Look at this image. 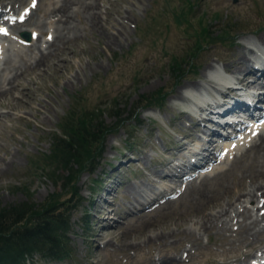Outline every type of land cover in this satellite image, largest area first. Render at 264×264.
I'll return each mask as SVG.
<instances>
[{
    "label": "rangeland",
    "instance_id": "1",
    "mask_svg": "<svg viewBox=\"0 0 264 264\" xmlns=\"http://www.w3.org/2000/svg\"><path fill=\"white\" fill-rule=\"evenodd\" d=\"M12 1V7L21 5L18 0ZM22 1L28 4V0ZM52 1L55 2L36 0L37 6L31 5L26 18L12 25L14 34L21 30L30 32L28 43L14 37L0 48V78L11 76L13 72L17 78L12 92L0 96V207L26 199L41 203L53 199L57 193L60 201L68 200L66 204L72 205L79 200L71 210L73 255L63 260L34 255L30 264H236L264 251V232L260 233L261 240L243 239L237 230L238 223L227 229L220 230L217 226L204 232L193 229L190 216L179 215L177 219V213L189 200L186 185L190 177L179 186L177 194L175 191L153 209L150 208L153 201L143 202L151 193L163 196L169 188L178 186V180H172L175 177L170 174L176 165L171 164L177 162L180 155L187 168L185 164L189 163L190 154L182 155L189 153L186 149L209 146L203 136L208 139L213 135L204 134L200 128L206 127L202 123L216 124L208 120L199 122L188 111V101L177 100L176 94L183 86L205 83L204 73L211 71L214 65H218L222 73L233 76L229 67L235 64L232 60L238 57L243 40H249L252 56L264 54V45L257 39L264 33V0H99L100 28L85 30L82 23L77 22V30L65 38L68 40L66 48L49 57L47 64L30 69L24 58L29 61L37 54L34 44L44 42L49 35L52 17L47 10ZM190 2L191 10L187 14ZM42 20L48 25L42 27L41 40L37 41L40 29L33 31L32 27ZM188 54L193 57L187 74L174 76L170 69L172 60H183ZM54 61L61 67L55 68L51 64ZM210 89L204 87L207 98L215 96ZM153 93L162 94L161 107L152 104L153 99L142 101L140 105L136 102L142 94L148 99ZM77 106L80 110L99 108L91 111L87 118H98V123L108 129L102 138L89 144L93 154L91 162L81 155L83 162L73 165L78 172L77 191L72 192L66 178L67 170H59L56 173L58 181L53 182L45 175L47 162L40 158L49 153L53 133H62L59 121ZM99 112L102 113L99 115ZM119 112V116L126 119L117 118ZM185 140L192 143H184ZM249 147L238 149L233 158L230 154L223 162L219 159L214 163L216 168L201 172L200 176L207 175L203 180L205 185L214 188L217 182L234 183L250 163L254 148ZM9 158L13 160L11 163ZM258 158L261 156L254 159ZM128 184H139L141 190L134 195ZM140 191L145 192L143 197ZM248 204L253 206L255 202ZM85 212L92 217L87 232L77 224ZM259 212H264V207ZM107 216L112 223L107 224L111 233L101 227L102 218ZM142 216L154 225L143 227ZM161 230L175 232L166 242L146 244L147 234ZM167 256H174V259L168 260Z\"/></svg>",
    "mask_w": 264,
    "mask_h": 264
},
{
    "label": "bare ground",
    "instance_id": "2",
    "mask_svg": "<svg viewBox=\"0 0 264 264\" xmlns=\"http://www.w3.org/2000/svg\"><path fill=\"white\" fill-rule=\"evenodd\" d=\"M14 1H16V0H14ZM21 1L22 0H18V3L21 4L20 6L24 5V4H22L23 1L22 2ZM30 1L31 0H28V4L30 3ZM38 2H39V0H38ZM99 3H100L99 0H55V2L52 1V5H51L52 7L50 6L49 7V10H47L48 13H49V15H51V17H52L51 19L49 18L50 19L49 25H48L47 22H44L42 20L41 22L34 23V27H32L33 28L32 29L33 31L35 29H40V30H38V31H40V35H38L37 38H36L37 41H40L41 40L40 38H41V34L43 32V28H42L43 26H46V27H47V25L49 26L48 27L49 29L47 31L49 33V35H47L46 38L43 39L44 42H40V43L38 42V44H34V45H37L38 53L37 54H33L32 53L33 55L31 56V58H30L29 61H28L27 58H24L25 65L28 66V67H30V69H34L35 70L36 68H40L42 64H47V61H48L49 57L55 55L59 50L66 48L67 43H68L67 42L68 40H66L65 38H67V34L72 33V32H75L77 30V28L79 27V25H78L77 22H79V21L82 23L81 26L85 30L86 29H90V30L93 29V30H95L97 28H100L99 25H100V18H101V8L99 6ZM8 4L10 6H14V2L12 0L8 1ZM20 6L18 5V7H20ZM24 6H22L21 8H23ZM52 22H57V24L54 25V23H52ZM19 26H21V25H19ZM46 27H44V28H46ZM53 28H55V29H53ZM17 30H20V28H18ZM63 31H65V33H63ZM51 32H52V36H51V39H49V36H50V33ZM35 35H33V36H35ZM257 39H259V41L264 45V33L263 34H259ZM2 42H3V40H2ZM257 49H259V48H257ZM239 51H240V53H239L238 57L236 59H233L232 60V61H235V64L232 65V66H230V64H229V66H230L229 69L233 73V76H230V77L229 76H225V75L221 74L220 71H218V70L215 71V73H216L217 76H219V78L220 77L221 78H225V79L234 78V79L238 80V82L241 83L242 87L247 86V87L255 88L257 90V92H254V93H251V94H253V96L255 98H257V100L258 99L261 100L262 98H264V91H262V89H263L262 87H264V56H263L264 54H260L258 57H257V55H253L252 56V54H253L252 53L253 52V48L251 49V46L249 45V40L248 39L243 40L241 42V45L239 46ZM0 60H2V59H0ZM6 62H8V61H6ZM9 62H10V60H9ZM260 63L262 64V66L259 67V69H258L257 66H256V64L260 65ZM51 64L54 65L55 68L60 66V63L58 61H54ZM25 65H23V66H25ZM54 67H53V69H54ZM8 69H10V68H8ZM45 69H47V68H45ZM257 70H260L261 73H257L256 72ZM14 71H15V69H14ZM54 71H58V70H54ZM247 73H248V76H247ZM204 76H206V78H207V80H205V83L198 82L196 84H192L191 86H183V87H181V90L179 89L178 92H177V94H176V97H178L177 100L180 99L179 101H181V100L182 101H188V103L190 104V108L187 107V109L191 113H192V109L191 108H194L195 105L198 108H204V107H203V103L197 101L194 98L191 99V101H190V99L188 97L189 94L187 93L188 91H190V90H196V91L202 92L201 90H204V87L206 89H209V88L212 89V88H214L217 92L222 93L224 96H228L230 93H235L236 92V89L239 88V87H231L230 86V87H227L224 90H222L219 87L218 82L216 80H213V77H211L209 75V72L208 71L206 73H204ZM16 79L17 78H16V73L15 72H13V74L11 76H3L2 78H0V96H7L8 94H10L12 92V90L14 88V82H15ZM19 85H21V84H19ZM186 89L188 90L187 92H186ZM249 95H250V92L247 94V96H249ZM201 96H203V93L201 94ZM232 99H233L232 100L233 102H236V100H237L234 97ZM182 107H184V106H182ZM260 110H262V112L264 113V110L263 109H260ZM238 111H241V110H239V109L236 108V109H233L232 110V113L238 112ZM187 115H190V114L187 113ZM238 117H239V115L236 116L235 118H238ZM261 127L264 128V121H262V122L261 121L260 122L253 121L252 126H250L249 128H247V131H250V128H251L252 129V133L253 134L254 133L256 134V138L252 141L250 147L248 148V149H251V148H254V149L252 151L250 163H249L246 171H242V174L239 173L240 176H239V178L234 183L230 184L229 182H217V183L214 184L215 185L214 188H209L208 186L205 185V182L206 181H203L205 178H207V175H201L200 177H199V175H197V177H199L198 180H195L196 179V178H194L195 176H190V179L188 180L189 182L187 181L188 182V185H186L187 187H189L188 192H187V194L189 195V200H188V203L186 204V207L184 209H181L177 213V219L179 217H181L179 215L190 216V220H191V224L193 225V229L194 230H198V231L199 230H202L204 232H207L211 228H216L217 226H218L217 228H220V230L221 229H227L228 227L234 225L235 223H238L239 224V228L237 230H238V233H240L239 235H242L243 239L245 237L252 238L253 240L255 239L257 241L262 239V237L260 236V233L261 232H264V212H259V211H260L261 207H264V130L263 131L260 130ZM200 130L203 131V132H206L208 129H205V128L202 127V128H200ZM225 138L227 140L228 139H231V138H228V137H225ZM249 138H250L249 136L248 137L245 136V138L243 140H247ZM207 143H209V145H214V144H217L218 145L219 144L214 139L207 140ZM182 147H183V145H182ZM212 149L211 150H205L204 152H202V151H200V149L198 148V146H195L191 150V154L197 156V160L200 159L201 161L208 162L210 159H213L214 158V155H213V157H211L212 154H213L212 153ZM233 149H234V142H232V141H227V142H225L220 147V150H223L222 153L223 154H226V151H227L228 155H230V153L233 151ZM4 151H6V150H4ZM219 153H220V151H219ZM259 156H261V159H259V158L258 159H254L255 157H259ZM236 157H237V155H236ZM228 158H230V157H228ZM234 158H235V156H234ZM12 161L13 160L9 158V162L11 163ZM173 164H175V165L178 166L179 165L178 160H177V162H173ZM234 164H235V162H234ZM226 166H227V164H226ZM238 168H239V166H238ZM218 170H220V169H218ZM233 174H235V172ZM2 175H3V173H2ZM246 177H247V180H246ZM172 180H175L176 181V180H179V179L173 178ZM167 188H169V187H167ZM128 189L134 195L137 194V192L139 190H141L139 184H134V185L133 184H128ZM151 190H152V188H151ZM148 191H150V190L148 189ZM108 192H111V190H109ZM140 194H141L140 197H142L143 194H145V192L142 193L140 191ZM151 194H153V193H151ZM146 195H148V194L146 193ZM136 196H138V195H136ZM225 197H226V200L223 201V199ZM261 197H263V200H261ZM138 200H136V201H138ZM161 201H162V199H157V202L158 203L160 202L159 204L164 203V202H161ZM167 201H169V200H167ZM258 201L261 202V205H258V203H259ZM253 202H255V204H253V206L252 205L250 206V204H248V203H253ZM103 209L104 208H102V210ZM102 219H104V220H101L102 221V226H101L102 229L103 230H108L111 233L112 231L110 230L109 227H107V224L108 225H111L112 224L110 221H108V216L106 218L103 217ZM141 219L144 220L143 221V227H146L147 228L150 225H154V222L151 221V220H149V219H147L146 216H142ZM175 223L178 224V222H175ZM116 225H117V223H116ZM133 228H134V226H133ZM182 231H185V229H182ZM174 232H175L174 230H172V231H170V230H166V231L161 230V232H156V233H151V234L149 233L146 236L145 242H146V244H150L152 242H160V241L166 242V240L168 239V237L173 236V233ZM233 234H236V233H234V231H233ZM95 238H97V237H95ZM189 239H190V237H189ZM135 244H136V242H135ZM122 246H125V243H123ZM131 246H133V245H131ZM140 247H142V246H140ZM138 249H140V248H138ZM257 255L258 254L256 253V254H252L250 256L252 258L251 259V262L254 261V260H258L257 261V264H264V259L263 260L260 259L261 257L256 258ZM167 257L169 258L168 260L174 259L173 258L174 256H167ZM98 262H99V260H98ZM247 263H248L247 261H243V262H238L237 264H247ZM225 264H231V263L230 262H225ZM232 264H235V263H232Z\"/></svg>",
    "mask_w": 264,
    "mask_h": 264
},
{
    "label": "trees",
    "instance_id": "3",
    "mask_svg": "<svg viewBox=\"0 0 264 264\" xmlns=\"http://www.w3.org/2000/svg\"><path fill=\"white\" fill-rule=\"evenodd\" d=\"M190 10L191 2L187 14ZM185 12L182 14L183 16ZM210 33L212 34L214 31ZM192 57L193 54H188L183 60L174 58L170 64L173 75L185 76ZM195 66L197 67V65ZM151 99H153L152 104L161 106L163 96L153 93L147 99V96L142 94L136 102L140 105L142 101L146 103ZM97 109L99 110V108L80 110L77 106L75 110H69L59 121L62 133H53L49 153L40 158L41 161L47 162L48 172L45 175L53 182L58 181L59 175L57 176L56 173L59 170H67L66 178L70 182L72 192L77 191L76 174L78 172L73 168V165L81 164L84 156L86 160L90 161L93 154L88 147L89 144L102 138L108 129L106 125L99 124L96 117L88 120L90 112H96ZM119 114L120 112L117 118L126 119L120 117ZM63 177L65 178V176ZM63 184L66 186L65 182ZM67 201H60L57 193L53 199L41 203L26 199L1 206L0 264H30L34 255L40 256L42 259L63 260L70 258L73 255L70 239L73 232L71 210L78 205L79 200L72 205L66 204ZM91 218L90 213L85 212L77 221L78 226L87 232Z\"/></svg>",
    "mask_w": 264,
    "mask_h": 264
},
{
    "label": "snow or ice",
    "instance_id": "4",
    "mask_svg": "<svg viewBox=\"0 0 264 264\" xmlns=\"http://www.w3.org/2000/svg\"><path fill=\"white\" fill-rule=\"evenodd\" d=\"M36 4H35V0H33V3H32V7H35ZM27 10H25V12L19 17V19L21 21H23V19L25 18V16L27 15ZM15 19V18H14ZM0 31H4V29H0ZM35 35V34H34ZM49 39H51V36H49Z\"/></svg>",
    "mask_w": 264,
    "mask_h": 264
},
{
    "label": "water",
    "instance_id": "5",
    "mask_svg": "<svg viewBox=\"0 0 264 264\" xmlns=\"http://www.w3.org/2000/svg\"><path fill=\"white\" fill-rule=\"evenodd\" d=\"M25 37H28V33L23 34Z\"/></svg>",
    "mask_w": 264,
    "mask_h": 264
}]
</instances>
